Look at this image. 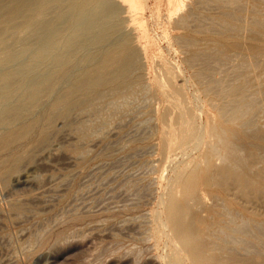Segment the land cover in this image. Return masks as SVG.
<instances>
[{"label": "bare ground", "instance_id": "obj_1", "mask_svg": "<svg viewBox=\"0 0 264 264\" xmlns=\"http://www.w3.org/2000/svg\"><path fill=\"white\" fill-rule=\"evenodd\" d=\"M108 3L112 6L108 7ZM140 7V0H0V176L5 184L17 173L21 179L29 178V172H34L31 164L37 152L53 146L59 120L65 126L62 129L68 127L76 133L77 140L71 148L82 155L88 150L86 147L85 151L83 141L95 131L93 128L100 129L103 122L99 120V124L92 125V118L87 123V117L82 115L83 120L76 114L97 115L105 107L112 108L114 102L107 99H131V95L143 94L146 88L149 97H159L162 85L168 83L172 88L168 91L169 98L178 115L173 124L176 125L175 143L182 150L189 146L201 152L200 161L193 162V166L189 167L190 160H181L175 174L180 193L171 194L165 205L161 204L162 213L158 211L164 216L162 225H166L165 232L173 246L169 261L175 264V260L189 258L192 264H264V120L261 122L264 116V0H166L162 13L158 11L159 20L177 32L173 42L184 53V61L193 69L190 72L197 89L208 97L206 101L214 111V117L206 114L202 129L198 124L187 127L182 119L187 105L184 102L179 105L175 93L182 96L181 89L172 83L170 69L162 70L165 83L159 79L148 81L147 86L144 83L140 73L144 63L141 65L140 60L147 59L154 46L144 26L137 27L135 23ZM48 10L50 16L45 15ZM39 14L43 16L37 20ZM116 15L121 18L114 21ZM27 26L32 33L25 37ZM11 37L20 43L18 50L1 45ZM35 66L40 72L38 68L37 73L33 72ZM216 74L218 78L214 77ZM117 101L115 104L119 106ZM165 105L167 109L169 106ZM164 110L157 114L163 123L167 119ZM123 111L120 113L124 115ZM146 118L144 123L151 119ZM133 153L129 154L133 156ZM110 158L113 162L117 157ZM25 165H29V171L23 170ZM207 197L211 203H207ZM26 206L24 201L12 205L17 215L26 208L32 211ZM157 219L160 220L159 216ZM40 232L43 235L46 231ZM34 235L30 237L37 238V242L39 237Z\"/></svg>", "mask_w": 264, "mask_h": 264}, {"label": "rangeland", "instance_id": "obj_2", "mask_svg": "<svg viewBox=\"0 0 264 264\" xmlns=\"http://www.w3.org/2000/svg\"><path fill=\"white\" fill-rule=\"evenodd\" d=\"M165 4L166 0H140L141 7L138 17H135V20H137L135 23L137 27L144 26L145 33L152 46H154L152 52L148 54L147 59L143 58L140 60L141 65L144 63L142 65L144 69H142V71L140 70V73L141 75L143 74L142 77L146 80L143 81L147 86L148 81L152 82L154 79L163 80L165 83L164 80H166V77L164 76V71L166 68L168 70L170 69L172 83L175 82L174 84H178L181 89L182 96L175 93V96L180 102L179 105H187L185 106L187 110L184 111L182 119L187 127L191 128L192 125L196 127L197 124L198 127H200L203 125L202 123H205L206 114L210 116L213 114L212 117H214V111L207 103L208 97L202 95L200 89H197L198 84L192 74L193 69L184 61V53L177 42H173L177 32L168 28L166 24L158 18V14L159 12L162 13ZM110 6H112V4L108 5V7ZM45 15L50 16V10H48ZM42 16L43 14H39L36 19L38 20ZM119 17L121 18V15L113 17V19H115L114 21ZM31 33L32 30L30 26L24 28L23 35L25 37L29 36ZM174 34L175 36H173ZM19 44L17 40L14 41L11 37L1 45H8L10 49L18 50ZM37 68V66L32 68L33 72L36 70L34 73H37ZM162 70H164L163 73ZM38 72H40L39 68ZM154 72L157 73L155 74ZM214 77L218 78V74L214 75ZM163 86L164 88L160 89L159 97H154V95L149 97L150 93L149 90L147 92L146 88L145 91L147 93L145 91L143 94H141L142 92L135 93V98L134 95H131V99L126 98L123 100L120 98L121 100L119 99V101H117V98L107 99V101L112 100L114 102L113 106H116L115 103L117 101V105L119 104V106H116L117 108L113 106H111L112 108L109 107L110 109L105 107L106 110H101L103 112L100 111L101 113L97 115L91 114V116L89 113L76 114L75 116L77 118H84L83 116H85V118L87 117V123H89V119L92 118L90 122L92 125L103 122L101 126H99L100 129L98 127H96L98 129L93 128V131H95L91 134L93 135L92 137L90 135L83 141L84 149L86 151L88 148V152L86 151L82 155L79 153V155L78 152L71 148L72 144L77 140V135L68 127L62 129V127L65 126L62 124L63 122L59 120V122H56L57 127L55 132L58 134H54L51 143L53 146L51 145L50 148L42 150L41 153L38 151V154L35 155V157L38 155V158L34 157L33 159L31 167L34 168V172L36 170V176L35 174L33 175L34 172L32 171L33 173L29 172V178L21 179V176L17 173L11 177V182L9 181L7 184L3 182L0 176V264H169L168 262L172 264L171 261H169V254L173 246L171 245L172 243H169L168 233L165 232V230L167 231L166 225H162L165 224V222H163L164 216L161 214V204L164 203V206L166 203L165 201L171 194L180 193V187L175 177L177 169L181 164L180 162L184 159H188L190 160L189 167L191 165L193 166L200 161L198 159H200L201 152L199 149L189 148V146L186 147L185 150L177 147L175 143V130H173L176 125L173 124H176L175 122L177 121L178 115L176 108L171 104V99L169 98L171 97L170 92L168 93L172 88L168 83H165V85L163 84L162 87ZM166 89L167 91H165ZM162 90L164 92H162ZM164 95L167 96V98H165ZM160 96L163 97L162 101ZM182 97L185 101H182ZM133 98L136 103L134 102V105H130V103L134 101L132 100ZM136 98H138V100ZM141 98H146V100H142ZM139 99L141 100L139 101ZM129 100L131 102H129ZM148 100L149 102H147ZM137 102L147 103H145L144 106L143 103L140 104ZM163 103L167 104L169 107L165 109L166 105ZM138 104L143 106L139 107ZM161 105L164 106L162 107ZM135 106H138V108ZM127 107L130 108L128 109ZM159 108L161 110L165 109L164 111H166L167 119L164 121L165 123L159 121L160 119L157 117L158 112L159 114L161 112ZM115 109L118 110L116 111ZM151 109L154 110L152 111ZM119 110L121 112L124 110V115L120 113ZM130 110L135 111L131 112ZM141 110L143 112L145 111L144 114ZM133 112H136L135 115ZM114 114L115 116L113 117L112 115ZM130 114L132 115L129 117ZM124 116L126 118H123ZM146 116V119H151L146 120L144 123L143 121ZM112 117L116 120L113 121L114 119ZM193 117L194 119H192ZM85 118L83 120H85ZM100 118H102V120ZM119 118L122 119L121 122L117 120ZM141 118L144 119L142 120ZM99 120L100 122L98 123L97 121ZM104 120L109 123L107 124ZM126 120L130 121L127 122ZM263 120L264 116L261 122ZM116 121L123 124H119ZM134 122L135 124H133ZM103 124H105V129L102 126ZM118 124L119 127L121 126L120 128ZM101 128L104 130H101ZM108 128L109 130H107ZM61 129L63 132L66 130L65 133L59 132ZM96 131L104 132H100V134ZM105 131L108 132L106 133ZM59 133L61 135H59ZM95 134L96 137H94ZM73 136H76V138H72ZM55 138L59 140L57 141ZM137 141H139V143H137ZM143 141L144 143H142ZM86 142H88V146H86ZM122 144H125V146ZM127 145H129L130 148H128ZM204 145H206V143ZM119 146L121 149L117 150L116 148H119ZM136 148H138V151ZM161 148L164 152H162ZM113 149H115V151ZM50 150L51 152H49ZM108 151L112 152L109 153ZM107 152L111 155L107 156ZM130 152H134L133 156L129 154ZM125 153H128V156L125 155ZM75 154L76 157L77 154L79 157L76 158ZM119 155H121V158ZM110 157H117L115 159L116 161H110ZM86 158H88V161ZM81 159L82 161L79 163L78 161ZM117 160H120V162ZM34 163L38 166L40 165L41 168L35 167L36 165ZM140 163L141 165H139ZM25 168L27 171L30 169L29 165L23 166V170ZM73 172H75V174ZM83 173H85V175ZM137 185H139V187ZM36 187L37 190L41 187L38 193H35V191H37L35 190ZM136 187H138L136 190L138 193L141 194L143 191L141 195L136 193ZM165 194L167 197H165ZM20 197H22V199ZM29 198L31 199V203ZM24 199H26V201ZM18 201H24L27 205L26 207L32 208V211L30 209H28V211L26 208V210H23L25 213L20 212L23 216L21 215L22 217H18L20 214L18 213L17 215V212L13 210L12 207V205ZM32 203H34L35 206ZM207 203H211L208 197ZM29 205L32 207H29ZM41 209H43V211ZM14 211L16 213L15 215ZM155 214L157 217H155ZM202 214L204 213L202 212ZM25 215L26 218L24 217ZM158 216L160 220L157 219ZM39 219L40 222L38 221ZM158 220L159 222L162 221L161 226H159L160 223H158ZM35 228H37V230ZM38 228L40 230H38ZM153 228H156L155 231ZM41 230L46 232H43V235L39 234ZM153 232H155V234ZM32 234H35V237L38 235L40 240L38 239L39 241L37 240V242H35L37 238H31L30 236H32ZM41 236L43 237L41 238ZM186 259L175 260V264H180V262L183 264H192L190 263L191 261H189L191 259Z\"/></svg>", "mask_w": 264, "mask_h": 264}]
</instances>
